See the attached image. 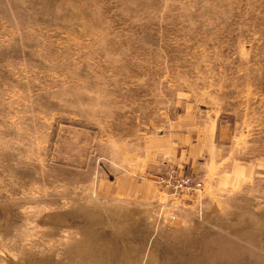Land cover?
<instances>
[{
  "label": "rangeland",
  "instance_id": "rangeland-1",
  "mask_svg": "<svg viewBox=\"0 0 264 264\" xmlns=\"http://www.w3.org/2000/svg\"><path fill=\"white\" fill-rule=\"evenodd\" d=\"M0 264H264V0H0Z\"/></svg>",
  "mask_w": 264,
  "mask_h": 264
},
{
  "label": "built area",
  "instance_id": "built-area-1",
  "mask_svg": "<svg viewBox=\"0 0 264 264\" xmlns=\"http://www.w3.org/2000/svg\"><path fill=\"white\" fill-rule=\"evenodd\" d=\"M162 183L174 193L193 194L201 187V182L193 175L185 173L178 166H171L163 172Z\"/></svg>",
  "mask_w": 264,
  "mask_h": 264
}]
</instances>
